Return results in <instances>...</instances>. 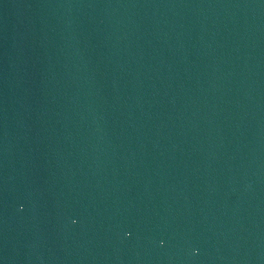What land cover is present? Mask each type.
<instances>
[{"label":"water","instance_id":"95a60500","mask_svg":"<svg viewBox=\"0 0 264 264\" xmlns=\"http://www.w3.org/2000/svg\"><path fill=\"white\" fill-rule=\"evenodd\" d=\"M0 264H264V0H0Z\"/></svg>","mask_w":264,"mask_h":264}]
</instances>
